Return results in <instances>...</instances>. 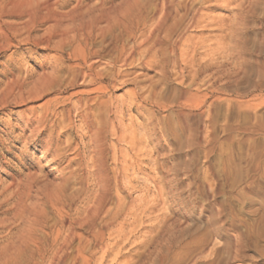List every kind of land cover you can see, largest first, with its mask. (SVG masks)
I'll list each match as a JSON object with an SVG mask.
<instances>
[{"label": "rangeland", "instance_id": "rangeland-1", "mask_svg": "<svg viewBox=\"0 0 264 264\" xmlns=\"http://www.w3.org/2000/svg\"><path fill=\"white\" fill-rule=\"evenodd\" d=\"M162 3L0 0V264L18 250L24 264H51L31 249L70 226L73 244L90 236L83 221L95 174L77 168V152L91 157L103 142L109 168L114 143L90 138L96 85L77 75L92 65L122 72L102 96L121 107L116 123L132 119L139 132L152 123L147 146L131 152L132 166L146 169L129 175L130 198L153 207L118 243L121 253L99 264H169L171 250L182 261L202 250V264H264V0L207 3L201 26L172 37ZM178 34L195 66L172 58ZM46 147L59 175L39 159ZM114 241L105 234L102 246Z\"/></svg>", "mask_w": 264, "mask_h": 264}, {"label": "bare ground", "instance_id": "bare-ground-1", "mask_svg": "<svg viewBox=\"0 0 264 264\" xmlns=\"http://www.w3.org/2000/svg\"><path fill=\"white\" fill-rule=\"evenodd\" d=\"M221 1L223 0H163L162 5L158 7L159 14L164 15L166 19H173L172 24L168 27L167 35L172 37L178 30L185 31L192 27L201 26L203 20L202 6L207 3L208 6H215ZM162 23L160 19L156 26L158 30H161L163 26ZM178 35L179 37L174 40L170 48L172 58L174 60L181 59L186 63H191V66H195L192 60L188 59V45L185 43V35ZM124 60L123 58V61ZM92 67L81 72L77 77L80 79L81 83L96 85L92 88V91L97 93L90 101L97 104L96 114H94L93 123L91 121L90 125L93 127L90 138L96 141L97 139H95V137L99 134L103 136L109 134L112 136L114 139V143L110 145L112 148V166L106 168L102 165L104 164V159H106L102 150L103 142L100 143L97 149H93L94 153L91 157L80 156L79 152H77V157L79 156L77 168L83 170L84 167H86V174L91 172L95 174L94 183L96 185V190L94 189L95 191L93 193V189H90V194L85 197L86 216L83 221V224L87 225L90 231V236L84 241L81 237L77 244H73L77 234L70 226L66 232L60 231L57 240L49 247L37 244L31 249L32 253L39 256V260H49L51 264H99L105 259L109 251L115 249L113 254L117 256L121 253L118 243L120 241L129 240L130 238L127 233H132L136 230L137 226L140 225L141 218L139 217V213L142 211L144 212V208L148 209L153 207L151 204L146 207L142 206L145 203L142 204V200L138 199L139 197L130 198V194L136 190L137 184L135 183L137 180L135 176L129 175V167L133 170L146 169L138 167V165L132 166L136 156L131 154V152L136 153L147 146V141L152 137L150 131L152 123L146 124L144 132L138 131V123L132 119H130L128 124H123L120 120L119 123H116V119L121 112V107L114 104V98L112 96L105 98L102 96L114 87L116 78L120 77V73L122 72L119 70L115 72L113 68L105 73L102 69L93 70ZM103 79H107V81L103 82ZM133 95L132 102L128 104L129 109L136 107L138 97L136 93H133ZM199 133H201V130H199ZM120 142H126V145L124 147H119ZM47 151L48 148L46 147L44 152L40 154L39 159H46V166L49 167V170L54 173L55 176L59 175L60 170L58 167L53 165L51 159L46 157ZM145 156L148 157L149 155L145 154ZM143 161L148 163L147 158ZM74 173L75 172H73V175ZM79 192L80 194L83 192L82 185L78 188L77 193L79 194ZM120 192L127 193V196H121L119 194ZM127 215L130 217L129 221L125 218ZM128 226H130L129 230H127ZM105 234L112 236L113 240H115L111 244V247L102 246ZM93 246L98 247V249L95 251L92 250ZM168 252V258L166 259L169 260V264H202V260L197 261V257L202 254V250L194 253L193 257L188 261H182L180 257L181 254L179 255L176 251L171 250ZM20 253L21 251L18 250V252L7 255L6 261L10 260L12 264H24V258L20 259ZM97 254H99V256H96ZM46 255H49L48 258H45ZM124 264L130 263L125 262ZM158 264H163V261H160Z\"/></svg>", "mask_w": 264, "mask_h": 264}]
</instances>
